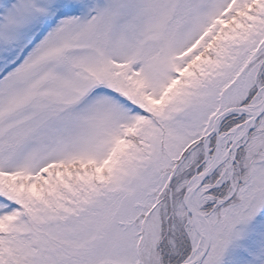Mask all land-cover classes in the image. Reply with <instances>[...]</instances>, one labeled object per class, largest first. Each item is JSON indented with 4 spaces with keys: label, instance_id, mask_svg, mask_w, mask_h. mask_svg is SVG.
Wrapping results in <instances>:
<instances>
[{
    "label": "snow or ice",
    "instance_id": "6c2138e0",
    "mask_svg": "<svg viewBox=\"0 0 264 264\" xmlns=\"http://www.w3.org/2000/svg\"><path fill=\"white\" fill-rule=\"evenodd\" d=\"M0 264H264V0H0Z\"/></svg>",
    "mask_w": 264,
    "mask_h": 264
}]
</instances>
